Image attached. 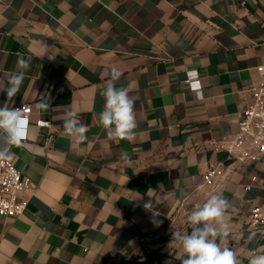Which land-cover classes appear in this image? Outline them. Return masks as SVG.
Returning <instances> with one entry per match:
<instances>
[{
  "label": "crops",
  "instance_id": "0c3cea01",
  "mask_svg": "<svg viewBox=\"0 0 264 264\" xmlns=\"http://www.w3.org/2000/svg\"><path fill=\"white\" fill-rule=\"evenodd\" d=\"M21 57L29 67L9 103L33 113L7 160L32 191L23 214H0V264H180L172 234L190 232L191 209L213 194L229 202L221 247L239 264L264 250L251 218L264 204V155L239 163L215 145L239 132L260 81L264 0H0V82ZM113 66L135 100L132 142L99 124ZM64 106L87 127L85 143L64 132ZM41 119L52 123L48 148ZM212 163L225 178L203 187Z\"/></svg>",
  "mask_w": 264,
  "mask_h": 264
},
{
  "label": "clouds",
  "instance_id": "9594fccd",
  "mask_svg": "<svg viewBox=\"0 0 264 264\" xmlns=\"http://www.w3.org/2000/svg\"><path fill=\"white\" fill-rule=\"evenodd\" d=\"M29 67L24 58L17 60V69L7 80L0 82V92H5L7 100L0 106V159L12 158L10 145H20L27 141L29 135V117L22 107L10 106L24 81V70ZM108 77L104 97V109L99 114V124L103 127L109 140L132 142L137 127L134 113L135 100L129 95L127 88H118L116 82L123 73L115 66L104 74ZM38 107L47 110L51 107L50 99L41 97ZM65 108L63 130L78 143L87 141V127L76 118L77 114L69 106ZM151 203L144 207L151 208ZM229 202L219 194L211 195L202 205L193 207L187 216L191 231L173 232L172 239L183 249L184 256L180 264H239L236 252L229 247H221L229 232L225 220ZM153 213V216H158ZM157 226L159 222L157 221ZM220 243H217V238ZM250 264H264V254L255 255Z\"/></svg>",
  "mask_w": 264,
  "mask_h": 264
},
{
  "label": "built area",
  "instance_id": "2783aa9c",
  "mask_svg": "<svg viewBox=\"0 0 264 264\" xmlns=\"http://www.w3.org/2000/svg\"><path fill=\"white\" fill-rule=\"evenodd\" d=\"M260 81L248 88L250 104L244 111L239 124V132L230 138H224L215 143L216 147L225 151L231 158L239 163L258 162L264 155V62L257 68ZM30 117L33 113L32 106L25 104L22 107ZM30 125V123H29ZM36 125L44 130L45 146L53 144L54 135L51 133L52 123L47 120H38ZM222 164H210L203 178V187L214 188L225 178ZM251 189L250 186L247 187ZM32 191V181L25 177L17 167L7 159H0V214L6 216L21 215L28 207L27 195ZM251 218L254 224L264 225V204L252 208ZM254 253L264 254L255 250Z\"/></svg>",
  "mask_w": 264,
  "mask_h": 264
}]
</instances>
